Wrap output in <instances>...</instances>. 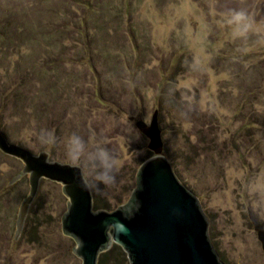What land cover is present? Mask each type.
<instances>
[{"label":"rangeland","instance_id":"1","mask_svg":"<svg viewBox=\"0 0 264 264\" xmlns=\"http://www.w3.org/2000/svg\"><path fill=\"white\" fill-rule=\"evenodd\" d=\"M156 115L163 155L198 199L225 264H264L249 214L264 223V0H0V130L69 163L65 138L95 133L119 159L93 210L127 204L153 156L137 127ZM131 119L127 144L113 119ZM20 160L0 151V264H81L61 231V185L28 194ZM105 264H129L113 249Z\"/></svg>","mask_w":264,"mask_h":264},{"label":"water","instance_id":"2","mask_svg":"<svg viewBox=\"0 0 264 264\" xmlns=\"http://www.w3.org/2000/svg\"><path fill=\"white\" fill-rule=\"evenodd\" d=\"M137 127L148 138L153 156L140 165L127 204L110 212L93 210L91 192L83 190V176L71 164L50 160L46 151L34 154L12 144L0 130V151L23 164L13 180L26 175L29 183L18 209L15 238L40 181L47 179L60 184L67 198L61 231L74 240L72 253L81 264H97L113 244L126 253L129 264H225L209 240L208 219L197 197L180 184L163 155L156 115L149 125L139 122ZM249 217L264 253V223Z\"/></svg>","mask_w":264,"mask_h":264},{"label":"clouds","instance_id":"3","mask_svg":"<svg viewBox=\"0 0 264 264\" xmlns=\"http://www.w3.org/2000/svg\"><path fill=\"white\" fill-rule=\"evenodd\" d=\"M112 126L127 144L139 142V133L133 120L114 118ZM65 156L73 168L82 174L83 190L104 195L105 190L116 186L119 159L105 137L92 132L70 133L65 138Z\"/></svg>","mask_w":264,"mask_h":264},{"label":"trees","instance_id":"4","mask_svg":"<svg viewBox=\"0 0 264 264\" xmlns=\"http://www.w3.org/2000/svg\"><path fill=\"white\" fill-rule=\"evenodd\" d=\"M119 249L120 247L119 246H117V245H112V247L109 249V250H107V251H105V252H103V253H101L100 255H99V257H98V263L97 264H105V255L106 254H108V253H110V251L111 250H113V249Z\"/></svg>","mask_w":264,"mask_h":264}]
</instances>
